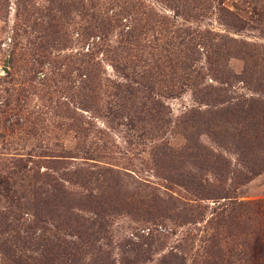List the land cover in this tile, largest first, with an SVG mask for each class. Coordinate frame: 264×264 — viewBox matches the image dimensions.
<instances>
[{"label":"rangeland","instance_id":"rangeland-1","mask_svg":"<svg viewBox=\"0 0 264 264\" xmlns=\"http://www.w3.org/2000/svg\"><path fill=\"white\" fill-rule=\"evenodd\" d=\"M0 264H264V0H0Z\"/></svg>","mask_w":264,"mask_h":264}]
</instances>
